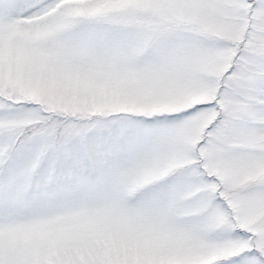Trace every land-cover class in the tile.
Wrapping results in <instances>:
<instances>
[{
  "label": "snow or ice",
  "instance_id": "1",
  "mask_svg": "<svg viewBox=\"0 0 264 264\" xmlns=\"http://www.w3.org/2000/svg\"><path fill=\"white\" fill-rule=\"evenodd\" d=\"M0 264H264V0H0Z\"/></svg>",
  "mask_w": 264,
  "mask_h": 264
}]
</instances>
